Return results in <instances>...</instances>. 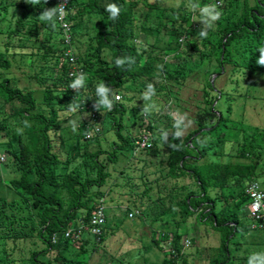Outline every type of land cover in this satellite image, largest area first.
<instances>
[{
  "label": "trees",
  "instance_id": "1",
  "mask_svg": "<svg viewBox=\"0 0 264 264\" xmlns=\"http://www.w3.org/2000/svg\"><path fill=\"white\" fill-rule=\"evenodd\" d=\"M67 1L64 22L69 24V32L62 28L55 14L47 21L39 19L46 11L58 10V0H39L35 5L26 0H0V30L11 11L14 19L20 13L15 26L7 28L6 37L0 41V100L3 101L0 111L4 113L0 126L7 130V140L0 141L11 147L7 151L11 160L7 175L18 174L6 179L12 193L6 195L1 192L0 171V264H90V255L106 245L111 222L100 238L86 235L78 242L74 236L66 238V233L73 226L88 223L100 202L107 213L110 207L106 205L115 204L114 196L122 194L123 183L131 181L129 168L111 170L110 165L119 164L121 155L128 151L132 150L133 156L138 157V151L155 150L159 135L168 141L166 179L155 188L148 186L139 199L129 200V206L138 209L149 203L159 208L153 224L162 222L163 214H171L173 207L182 216L179 225L195 216L202 224H211L220 234L219 250L226 259H215L210 264H228L231 240L239 231L251 230L243 223L249 218L243 215L249 203L246 189L255 183L264 189L256 166L263 154L264 132L258 130L243 141L229 140L228 128L217 135L224 121L232 116L233 108L228 107L227 117L218 109L221 93L216 83L223 77L249 73L246 78H250L253 73L264 71V64H257L264 59V53L259 51L264 47V0H256L255 4L243 0L239 16L228 14L219 34L211 32L201 39L192 36V19L182 15L187 7L162 8L149 0ZM109 4L120 9L113 19L107 11ZM239 5L237 0H226L225 9ZM142 7L148 12L140 18L138 11ZM93 19L98 25L91 31L84 22ZM43 25L50 31L42 36ZM164 27L172 37L165 48L159 47V40L152 36L140 40V29L154 34L161 33ZM56 34L60 37L58 41ZM68 34L71 44L65 41ZM70 51L76 59L74 64ZM105 53L111 55V61ZM18 57L27 59L29 68L41 61L40 73L33 78L43 88L45 108L40 107L33 90L16 87L5 76ZM191 58L199 62L193 65ZM213 60L217 62L213 75L219 74V79L214 80L207 72L204 107L193 118L196 128L185 136L179 131L184 126L174 124L170 130L168 116L175 114L179 119L178 112L170 107L175 86L185 85L187 75ZM76 68L84 75L82 90L78 86L70 87L79 78L71 76ZM101 84L107 89L105 94L97 91ZM116 94L121 96L119 101L114 97ZM105 95L113 102L111 108L104 103ZM143 97L164 105L153 114L150 109L137 106ZM71 109L91 115L68 135L62 115ZM93 115L98 119L100 132L91 124ZM129 119L134 121L130 127ZM110 133L116 139L113 148L106 150L101 146L90 150L99 137ZM88 134L91 138L85 139ZM12 139L17 140V147L11 143ZM145 141L147 144L141 150L139 144ZM228 146L237 161L208 160L211 154H219L218 149ZM222 156L232 154L225 152ZM140 177L146 179L144 173ZM181 179L189 180L197 191L192 190L191 184L179 186ZM155 189L156 198L150 195ZM127 210L119 223L130 219L133 211L130 207ZM144 214L145 210L141 211L138 218ZM183 239L179 232L162 237L154 235L153 246L165 257L160 264H188ZM45 258L48 260L44 261Z\"/></svg>",
  "mask_w": 264,
  "mask_h": 264
},
{
  "label": "rangeland",
  "instance_id": "2",
  "mask_svg": "<svg viewBox=\"0 0 264 264\" xmlns=\"http://www.w3.org/2000/svg\"><path fill=\"white\" fill-rule=\"evenodd\" d=\"M228 1V0H227ZM240 5L234 8H226V0H149L151 4H158L162 8H175L180 9L182 7H187V11L182 12V15L186 19H192V33L195 39H201L203 36L201 33L208 35L211 32H220L221 24H224V17L230 14H236L239 16L243 9V0H237ZM105 3L109 0H104ZM252 4H255L256 0H250ZM206 6H212L216 11L221 13V17L218 20H213L211 16L202 13V9ZM216 6L218 8H216ZM221 6V7H219ZM138 16L142 18L148 11L143 7L138 11ZM17 14V19L18 15ZM215 13H213L214 15ZM11 14L7 16L3 27L0 30V41H2L6 35L7 28L14 27L16 18L14 19ZM182 19V18H181ZM187 21V20H186ZM86 26L92 31L97 25L98 21L93 19L90 23L84 22ZM188 25L185 23V28ZM97 28V27H96ZM43 36L49 33V29L43 25L41 27ZM141 30L140 40L146 41L152 36L153 39L159 40V47L165 48L169 42H171L172 37L170 35L169 29L164 27L161 33L146 29ZM55 31V30H54ZM56 32V31H55ZM56 40L60 39L59 35L56 34ZM87 39V36H86ZM84 50V49H83ZM75 53H79L75 50ZM104 56L111 61V55L105 53ZM192 64L195 65L199 62V59L191 58ZM190 61V62H191ZM27 59H22L21 57L16 58L13 63L12 68L5 72L6 77H10L14 86L20 87L22 89L27 88L28 90H33L40 103L41 108H45L43 103V88L41 84L33 78L34 75L40 73L41 61L37 66L29 68L27 66ZM217 66L215 60L204 63L201 68L195 69V72L191 75H187V81L183 86H175L174 95L170 104V107L178 112L179 119L177 120L175 114H171L167 118V125H170V130L172 126L177 124L179 126H184L183 129L179 131L185 136L189 131L196 128L193 122V118L200 110V107H204V87L206 80L208 78L207 72L213 75V71ZM264 69V65H263ZM249 74V73H247ZM244 73H240L235 77L222 78V80L216 83L217 90L221 93L220 100L218 101V109L223 113L224 116H229L228 107H232V116L229 117L228 121H224L218 133L224 131L228 128L227 137L231 141H243L246 136H251L255 134L258 130L264 132V71L255 72L250 78H246ZM250 75V74H249ZM214 80L219 79V74L213 75ZM3 101L0 100V107ZM163 103H159L156 100L146 99L143 97L137 103V106L150 109L152 113L160 111ZM7 114L10 112L6 111ZM88 112H80L78 109L68 110L62 115L63 126L68 130V135L73 134V130L77 129L79 123L88 121L90 119ZM4 113L0 111V123L3 121ZM107 124L109 121L106 122ZM134 123L133 120H128V127ZM148 122L146 121V124ZM108 127V126H107ZM109 129V128H106ZM137 131V129H135ZM172 132V131H171ZM7 130H3L0 126V140L6 141ZM66 135V133H65ZM67 135V136H68ZM217 135H213L216 137ZM158 137V136H157ZM209 138V136H206ZM159 143L155 150L151 151H138V157L133 156V151H128L121 155V160L116 166L110 165L111 170H124L125 166L128 169V178L131 181L124 182V190L121 195H115V204L106 205L109 210H107V220L111 222V229L107 232L106 245L102 248L97 249L90 255V264H160L164 261V254L156 247L153 246V237L156 234L158 237H162L164 234H174L179 232L184 236L183 244L187 240H192L190 247L184 249L185 257L188 260V264H210L212 260L218 259L219 261L226 259L223 256L224 252L221 254L219 250L221 244L220 234L214 230L211 224H202L198 217H191L186 224L179 225L182 216L177 209V207L172 208L171 214H166L162 216L165 218L162 222L153 224V218L160 210L155 206H150L149 203H145L146 207L138 208L136 206L131 207L129 200L132 201L135 198L139 199L141 194L147 189L148 186H153L155 188L156 184L163 182L166 179V159L169 154V148L166 147L167 138L162 139L159 135ZM210 139V138H209ZM113 133L110 135L99 137L95 145L90 148L91 151L98 150L99 148L109 150L115 141ZM0 141V155L7 156V164H0V171L3 174V186L1 192L9 195L11 193L10 188L6 183V179L17 177L18 174L7 175L9 172L8 165L11 164L10 154L7 151H11L9 143H2ZM11 143L17 147V140L12 139ZM11 144V145H12ZM65 147V145H64ZM223 150H219L218 155H212L213 149H211L208 160L210 161H237L233 157L234 152H232L230 146L222 147ZM217 149V148H215ZM232 154L231 157H223V153ZM9 157V158H8ZM257 173L259 174L260 180L264 182V147L263 154L259 160L256 162ZM137 169V172L133 171ZM127 171V170H126ZM144 173L146 179H142L140 176ZM6 177V178H5ZM140 177V178H139ZM145 181L147 184H145ZM190 185L189 180L181 179L179 181V186ZM192 190L197 191L195 185H190ZM261 186L264 188V184ZM12 194V193H11ZM157 189L151 191L150 195L154 198L157 197ZM156 196V197H155ZM249 204V203H248ZM246 206L243 211V215H249L253 209L250 204ZM167 206H170L167 204ZM130 207L131 211L141 210L145 213L142 218H136L134 220L126 219L123 223H119V218H124L125 213L129 211L127 208ZM119 213V215H118ZM117 215V216H116ZM159 215V213L157 214ZM122 218V219H123ZM159 218H161L159 216ZM248 219L243 223L247 226L249 225ZM108 223V224H109ZM179 228H177L178 226ZM249 227V226H248ZM30 245L27 246V249ZM78 247L75 246L74 250ZM229 262L232 264H264V232L247 231L238 232L236 236L231 240L229 246ZM52 257V256H51ZM44 261L48 258L43 259Z\"/></svg>",
  "mask_w": 264,
  "mask_h": 264
},
{
  "label": "built area",
  "instance_id": "3",
  "mask_svg": "<svg viewBox=\"0 0 264 264\" xmlns=\"http://www.w3.org/2000/svg\"><path fill=\"white\" fill-rule=\"evenodd\" d=\"M59 7L56 11V14L59 18V21L62 23V28L66 31H70L69 24L64 22V19L66 18L67 12H68V1L67 0H58ZM60 7H63V14L60 12ZM66 43L71 44V35L66 36ZM72 51L69 52V55H71V62L74 64L76 63V59L72 57ZM76 68L75 72L71 73V76H79L78 79H81L82 85H79L77 87L78 90L83 89L84 85V75ZM119 96L121 99V96L119 94H116L114 97ZM119 99V100H120ZM117 100V101H119ZM91 124L93 127H95L96 132H100V127L98 126V119L95 115L92 116ZM91 135L88 134L85 139H90ZM147 142H142L139 145L141 147H145ZM6 161V157L4 155H0V163H3ZM246 194L249 196V204L248 205H259V208L255 211L252 209L251 213L248 215L249 219V227L252 231L263 229L264 230V189H261L259 184H251L246 189ZM141 215V211L135 210L129 214L130 219H135ZM107 213L105 206L103 202H100L98 205V210L94 212L92 218L90 221L86 224H81L80 226H73L71 227L68 232L66 233V238L75 237V241L81 242L83 241L84 236L91 235L94 237L100 238L104 233V228L107 226ZM191 245V241L187 240L185 243L186 247H189Z\"/></svg>",
  "mask_w": 264,
  "mask_h": 264
},
{
  "label": "clouds",
  "instance_id": "4",
  "mask_svg": "<svg viewBox=\"0 0 264 264\" xmlns=\"http://www.w3.org/2000/svg\"><path fill=\"white\" fill-rule=\"evenodd\" d=\"M26 2H28V3L32 4V5H35V4H38L39 3V0H26ZM45 2H46V0H45ZM59 10H60L61 14H63V7H60ZM56 11H57L56 8H53V9H51L49 11H46V12L42 13L39 16V19L42 20V21H47V20H49V19L52 18L53 14H56ZM107 11L111 12V16L109 18L110 19H113L114 17H117L119 15L120 9L115 4H109L107 6ZM202 13L203 14H206L208 16H211L213 20H218L220 18V15H221V13L219 11H216L215 8L212 7V6H206V7H204L202 9ZM213 13H215V14L213 15ZM53 27H55V22H54ZM200 35L207 36L205 33H201ZM259 51H261L262 53H264V47L260 48ZM257 64H264V59H261V60L257 61ZM79 85H82V81H81V79H76L75 80V83L74 84H71L70 87H77ZM97 91L100 94H105L107 92V89L104 88L102 86V84H101V86L98 87ZM115 99L116 100H119L120 97L119 96H116ZM104 103L107 105L108 108H111L113 102H112V100H108L107 96L105 95V97H104ZM258 208H259V205L258 204H256V205L253 206V210L254 211L256 209H258Z\"/></svg>",
  "mask_w": 264,
  "mask_h": 264
}]
</instances>
